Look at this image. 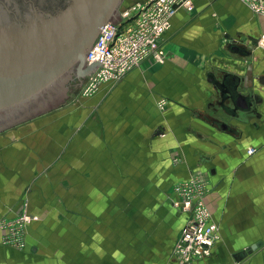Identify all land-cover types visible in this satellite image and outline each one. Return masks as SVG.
<instances>
[{
	"label": "crops",
	"instance_id": "crops-1",
	"mask_svg": "<svg viewBox=\"0 0 264 264\" xmlns=\"http://www.w3.org/2000/svg\"><path fill=\"white\" fill-rule=\"evenodd\" d=\"M138 1L143 0L129 4ZM192 1L193 9H179L163 36L162 61L147 59L111 89H100L98 120L88 124L89 128L97 129H92L93 134L77 138L81 157L74 155L76 147L72 138L66 147L65 168L56 164L54 171L58 168L74 171L79 167L101 171L111 152L115 171L123 163L127 171H194L195 174L205 171L211 183L206 202L211 220L218 226L220 241L208 258L188 264H264V86L257 82L264 76V17L254 14L242 0ZM229 44L243 47L250 55L231 53L227 49ZM226 74L252 79L251 84L239 86L243 95L258 90L261 102L250 113L237 112L234 118L220 108L219 91L208 76L220 82ZM161 100L167 102L160 108ZM225 105L231 107L228 101ZM34 120L0 134L26 127ZM220 123L231 131L221 130ZM256 144L258 152L247 155L246 150L256 148ZM30 151L29 147L14 160L9 157L8 164L2 158L6 152L0 155V217L14 215L24 197L39 217L28 228L26 247L22 250L2 245L0 233V264H180L171 256L168 242L165 247L151 248L149 257L140 262L134 247L130 249L128 261L123 262L116 258L120 249L114 248L112 253L102 241L90 243L92 238L104 240L105 234L94 237L88 232L81 234L88 246L81 249V258H62L64 250L57 242L62 234L53 232L52 237V233L48 236L43 230L48 222L52 223L53 217H48L50 211L41 205L42 191L34 182L32 166L39 153L34 151L30 165ZM257 153L261 156V185L250 184L249 174L247 179L243 177L237 182L234 172L241 171L244 175L247 172L244 168ZM86 157L89 159L85 160ZM174 158L182 163L171 166ZM90 160L94 164L97 160V167L92 170ZM184 175L187 177L190 173ZM174 178L177 182V177ZM161 183L160 191H163L169 180L162 179ZM53 192L56 197V186ZM165 203L170 205L168 198L157 207L163 208ZM171 208L180 216L150 218L158 219L161 224V230L155 231L154 236L151 234L153 239L165 233L174 240L179 234L187 214ZM258 242L261 246L256 250L240 262L234 261L235 253Z\"/></svg>",
	"mask_w": 264,
	"mask_h": 264
},
{
	"label": "rangeland",
	"instance_id": "rangeland-1",
	"mask_svg": "<svg viewBox=\"0 0 264 264\" xmlns=\"http://www.w3.org/2000/svg\"><path fill=\"white\" fill-rule=\"evenodd\" d=\"M131 1L133 0H122L118 10L129 5ZM116 84H101L86 96H79L78 92L68 103L27 123L26 127L7 134H0V155L6 152L2 158L8 164L9 157L13 160L17 159L21 154L24 155L30 147L31 155L28 157V162L32 165L33 153L35 150L38 151L39 155H36L35 165L32 166L35 172L34 182L38 183L42 191L41 205H45L50 211L47 213L48 217H53L52 223L48 222L43 230L45 235L50 236L52 233V237L53 232L59 236L62 234L57 240L58 247L64 250L61 252L62 258L72 260L81 258L80 253L83 254L81 249L88 247L81 234L88 232L94 237L101 233L105 234L104 240H102L103 237L92 238L90 243L102 241L107 251L112 253L114 248L120 249L116 258H120L123 262L126 259L128 261L130 249L134 247H137L139 256L142 254L141 257L138 256L140 262L141 259L149 257L147 254L151 248L165 247L167 242L169 247L171 245L170 254L176 260L174 248L178 235L172 240L163 233L161 238L158 237L156 240L152 238L151 234L153 233L154 236L155 231L161 230H159L161 224L158 223V217L180 216L175 213V210H171L177 200L174 190L177 183L187 181L191 177H200L208 191L207 197L211 183L207 179L205 171L204 174H195L194 171H141L140 169L127 171L123 167L125 166L123 162L121 169L115 171L112 152L109 160L103 162L101 171H87L83 167L75 168L74 171H62L60 168L54 171L56 164L65 168L66 147L72 138L75 139L76 147L77 138L93 134L92 129H97V127L89 128L88 124L93 125L92 122L98 120L100 89L102 87L111 89ZM255 147L258 152V145L256 144ZM74 152V155L80 156L81 149L76 147ZM23 155L22 160L25 157ZM84 159L88 160L89 158ZM249 162L243 170L247 172L244 175L241 171L234 172V179L241 182L242 178L246 177L247 179L249 174L250 184L261 185V156L258 157L257 153ZM171 163V166L176 167L182 161L179 158H174ZM29 164L27 166L31 167ZM96 167L97 160L95 164L91 163V170ZM185 173H190V175L185 177ZM175 176L177 182H175ZM180 176L182 177L180 178ZM229 178L232 179V176ZM162 179L169 180V184L167 183L165 189L160 191L162 183L159 184V182ZM54 186L57 187L56 197L53 192ZM167 198L170 205L165 203L163 208H158V203ZM206 201L205 198V203L210 211ZM152 217L158 219L150 220ZM27 218H30L29 222L26 221ZM37 221H39V217L31 211L29 200L24 197L20 200L14 215L0 217V233L3 235L1 244L4 245L2 238L5 235L15 232L16 243H23L26 247L28 228ZM216 227L218 230L217 225ZM217 233L219 235V231ZM6 247L16 249L12 245Z\"/></svg>",
	"mask_w": 264,
	"mask_h": 264
},
{
	"label": "water",
	"instance_id": "water-1",
	"mask_svg": "<svg viewBox=\"0 0 264 264\" xmlns=\"http://www.w3.org/2000/svg\"><path fill=\"white\" fill-rule=\"evenodd\" d=\"M121 2L0 0V115L7 116V119L0 118V133L36 119L73 99L79 91L68 93L65 101L63 97L47 106H39V103L37 107L33 106L47 89L63 81L74 70L78 76L87 77L85 82L88 80L100 62L94 61L89 66L85 57L103 26L117 19ZM36 3L47 5L45 14L37 13L39 8ZM32 14L39 20V25L44 26L43 30H38L39 25ZM254 43L256 45L258 41ZM227 49L243 57L250 55L235 44H229ZM208 77L219 91L220 108L231 117L236 118L237 112L250 113L261 102L258 90L245 95L239 92L240 83L247 86L251 84V78L240 79L226 74L218 82L212 75ZM257 82L264 86V76ZM226 101L231 107L225 105ZM218 126L221 130H230L224 123ZM259 246L261 243L258 242L235 253L234 261L240 262Z\"/></svg>",
	"mask_w": 264,
	"mask_h": 264
},
{
	"label": "built area",
	"instance_id": "built-area-1",
	"mask_svg": "<svg viewBox=\"0 0 264 264\" xmlns=\"http://www.w3.org/2000/svg\"><path fill=\"white\" fill-rule=\"evenodd\" d=\"M242 1L254 14L264 17V0ZM179 9L191 11L193 1L143 0L122 8L116 20L103 26L85 57L89 66L94 61H99L100 64L79 90V96L89 95L101 84L122 81L147 59L162 61L164 54L160 44ZM165 104L166 101L161 100L158 106L161 108ZM255 152L253 147L246 150L247 155ZM203 184L200 177H191L174 187L177 200L173 206L188 217L179 231L174 248V257L180 264L208 258L219 242L217 227L211 221V214L205 203L208 191ZM29 220L30 218L26 219L28 222ZM2 239L5 246L12 245L20 250L24 248L23 243H16L15 232Z\"/></svg>",
	"mask_w": 264,
	"mask_h": 264
},
{
	"label": "flooded vegetation",
	"instance_id": "flooded-vegetation-1",
	"mask_svg": "<svg viewBox=\"0 0 264 264\" xmlns=\"http://www.w3.org/2000/svg\"><path fill=\"white\" fill-rule=\"evenodd\" d=\"M36 6L39 8V11L37 13L43 15L46 12L47 5L36 3ZM35 12V10L31 11ZM33 15V14H32ZM33 18H35V22L39 25V20L33 15ZM38 18L41 19L40 15H38ZM34 29L37 28V25L34 24ZM44 26L39 25L38 30H43ZM87 77H80L77 75V73L74 71L67 74L66 77H64V80L57 83L55 86H52L51 88L47 89L44 94L38 98L37 102L33 105L34 107H37L36 104H41L39 106H47L51 104L53 101H56L57 98H63V101L67 98L69 95L68 93H75L80 90L82 85L84 84ZM67 95V96H66ZM16 117V116H15ZM1 120L7 119V116L3 117L0 115Z\"/></svg>",
	"mask_w": 264,
	"mask_h": 264
}]
</instances>
